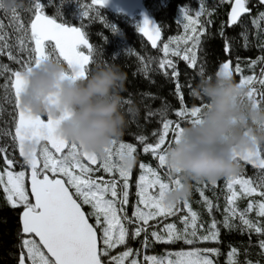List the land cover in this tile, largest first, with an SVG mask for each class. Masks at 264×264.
<instances>
[{"label":"snow or ice","instance_id":"1","mask_svg":"<svg viewBox=\"0 0 264 264\" xmlns=\"http://www.w3.org/2000/svg\"><path fill=\"white\" fill-rule=\"evenodd\" d=\"M46 2L47 0H29L25 11L33 12V18H30L27 25L21 23L16 10L11 12L9 26L14 33H18L11 42L9 33L5 31V24L0 21V55L6 53L10 61L19 65L17 69L0 65V76H5L3 88L6 91L3 99L7 100V90L14 92L16 112L13 139L18 142L19 153L30 168V191L25 185V171L11 170L14 164L11 157H4L6 167L0 172V186L6 201L13 208H23L21 227L18 230V234H22L18 264H141L137 258L140 255L139 250L134 251L127 247L126 242L144 234L143 243L146 247L149 222L177 214V206L166 205L164 198L171 187L178 185L180 181L173 178L168 169L164 173V177H167L165 179L156 169L141 163L144 174L139 175L135 184L137 200L130 218L124 206L129 204L132 169L121 167L119 160L125 155L136 153V146L114 140L112 146L105 149L106 155L98 158L94 153L84 151L76 143L61 138L57 133L60 120H54L50 116H46V120L42 119V115L32 114L21 106V95L27 85L26 75L39 67L43 61L54 59L66 64L64 76L73 80L85 77L89 72V64L93 62V45L85 31L81 27L69 26L67 22H58L57 19L45 15ZM224 2L231 6L227 21L229 27L242 25V17L252 12L251 0H221V3ZM106 3L107 0H91L87 10H82L79 15L91 19L93 6L103 8ZM259 4L264 5V0H259ZM181 12L183 21H186L183 22L184 35L170 37L168 42L163 43L161 51L164 59L159 63L160 69L171 68L174 78H178L179 73L168 57H180L190 68H196V49L200 46L201 36L204 34V26L199 19L202 14L200 11H196L195 17L189 14L187 7ZM96 16L99 17V12H96ZM260 21H264V12L259 13L258 18L252 21L258 29ZM181 22L177 21L178 24ZM138 31L147 37L153 48L157 47L161 38V26L155 25L145 17L138 25ZM220 35H224L223 26ZM14 48L27 53L26 58L21 60L14 55ZM82 49H86L87 54ZM224 50L229 51L227 43ZM230 63H221L219 72L232 76ZM250 63L252 66L264 63V57H258ZM235 71H242L238 63ZM200 74H204L203 66L200 67ZM260 77L258 83L264 86V69L261 70ZM256 82L255 76H246L242 77L240 84L247 87L249 102L260 106L261 102H264V91L258 92L253 86ZM181 88L177 83L176 94L183 105ZM126 103L132 101L128 100ZM201 108L202 104L182 107L176 115L188 123H195L199 121ZM2 110L0 105V111ZM153 114L149 110L146 119ZM181 128L179 122L166 119L155 143H145L144 135H138L136 139L145 145L143 151L155 156L159 167L164 168V146L169 133L174 134L173 140H178ZM0 133L8 134L5 130H0ZM28 143L35 144L36 148L26 151L25 146ZM117 144L118 148L114 153L113 147ZM5 151V148L0 147V153ZM114 156L117 159H114ZM240 159L264 170V151L260 146ZM85 160L88 163L82 162ZM92 165L99 167L94 169ZM100 170L105 173L118 172L122 184L115 178L105 180L103 176L95 177L94 171ZM211 184L215 185L216 182ZM226 189L223 227L232 229L235 227L233 221L238 219L242 225L241 231L254 232L261 237L259 247L264 250V171L255 179L245 178L240 173L227 177ZM199 191L205 207L211 214L216 205L204 195L202 189ZM253 197L259 199H250L245 209H239L237 202L241 198ZM82 205L90 206L91 211L85 213ZM183 206L188 214L180 219L182 229L175 223H167L162 231H151L150 236L159 243L174 244L182 241L185 245L193 247L190 250L169 252L162 257L145 255V264H215L212 257L220 255L218 248H201L195 245L203 242L218 243V225L221 222L213 218L205 227L203 223H199V214L192 209L188 200L183 201ZM252 212H255L256 219L249 216ZM93 218L94 224L89 222ZM133 224L136 226L130 233L128 225ZM200 229L204 231L201 232ZM122 245L126 246L124 251L110 256L111 250ZM261 254L264 255V251ZM236 256L237 249L233 247L228 253V264H236Z\"/></svg>","mask_w":264,"mask_h":264},{"label":"trees","instance_id":"2","mask_svg":"<svg viewBox=\"0 0 264 264\" xmlns=\"http://www.w3.org/2000/svg\"><path fill=\"white\" fill-rule=\"evenodd\" d=\"M90 3L91 0H47L44 13L57 19L58 22H67L69 25L81 27L85 31L89 42L93 45V62L88 66L89 72L96 62L105 61L118 64L127 74L126 91L122 95L126 101L131 100L132 104L139 108V114L130 117L125 134L118 143H132L137 148L136 153L133 154L136 157V164L131 172V177L133 174L132 179L135 176L144 174V170L140 167L141 163L146 167L156 169L164 177L167 167L160 168L158 159L151 153H145L143 151L145 145L139 142L136 137L144 135L146 138L145 143H155L162 131L164 120L170 119L173 122H179L181 127L188 124V121L178 117L176 112L181 110L182 107L199 106L201 104L200 101L190 95L192 88L198 83L201 66L204 67L205 75H214L219 65L229 60L234 72L233 79L235 82L240 83L242 77L255 76L257 82L253 86L258 92L264 91V86L258 83L261 78L260 72L264 69V63H257L254 66L250 63L257 60L258 57H264V31L260 30L264 29V21H260V29L252 22L253 19L258 18L259 13L264 12V5L259 4L257 0H251L252 12L242 17L243 24L232 27L227 25L230 4L227 2L221 3V0H143L146 10L155 19L158 26H161V39L155 49L151 48L139 33V16L137 14L129 16L119 10L112 11L105 7L93 6L90 12L91 19L81 17L79 13L82 10H87ZM81 5H83V8H81ZM184 7L189 9V14L193 17L196 13L194 10L200 8L198 11L202 14L199 19L204 26V34L201 36L200 46L196 49V68H190L187 62L180 57H168L176 65V71L179 73L178 78H174L172 69H160L159 63L164 59V54L161 51L163 43L168 42L170 37L175 38L184 35L183 22L186 21H183L181 12ZM96 12H99V17L96 16ZM17 15L20 16L21 23L26 25L30 18H33V12L25 11V9L17 10ZM10 20L11 12L0 10V21L5 24V31L9 33L11 42L18 33H14L9 26ZM178 20L182 22L178 24ZM209 21L211 22L209 23ZM222 26L223 36L220 35ZM241 33H245V35H241ZM226 43L229 47L228 52L224 50ZM82 50L87 52L85 49ZM13 54L21 60L27 56V53H22L17 48L13 49ZM237 63L242 70L239 73L235 71ZM0 65H7L11 69L19 68L18 64L7 58L6 53L0 55ZM64 65L66 67V64ZM4 83L5 76H0V105L3 108L0 111V130H5L8 133L7 135L0 133V147L6 149L5 152L0 153V172L6 167L4 164L5 156L11 157L16 164L21 163L13 139L16 112L15 99L10 89L7 90V100L3 99L6 91L3 88ZM177 83L182 86L183 105L176 94ZM257 98H259L258 95ZM125 107H128V103H125ZM260 107H264V102H261ZM149 110L154 114L146 119V113ZM173 139L174 134L170 132L164 147L166 148ZM116 148H118V144L113 147L114 153ZM260 148L264 151V145H261ZM114 159L117 158L114 156ZM240 164L239 173L245 178L255 179L264 171L249 165L247 162L240 161ZM23 168L22 166H14L11 170L25 171ZM93 175L95 177L103 176L105 180L115 178L121 181L118 172L105 173L100 170L94 171ZM164 178L167 179V177ZM132 179L129 188V204L125 205L130 218L137 200ZM226 179V177L218 179L215 185H212L209 181L194 184L192 195L188 201L192 209L198 212L199 223H203L207 227L213 218L221 222L218 225L220 228L218 243L203 242L195 246L218 248L220 255L212 257L215 264H228V253L233 247L237 249L236 264H248V262H251V264H264V255L261 254L264 250L259 247L261 237H258L254 232L241 231L242 225L238 219L233 221L235 227L232 229L223 227L222 222L227 195ZM201 189L204 191V195L216 205L211 214L204 205L199 191ZM250 199L259 198H241L237 202L239 209H245ZM82 207L85 213L91 211L88 205H82ZM21 208H13L9 205L2 186H0V264H18L19 244L22 238V234H18ZM177 209L175 216L157 218V220L149 222V236L146 247L143 243L145 240L144 234L136 239L127 240V247L132 248L134 251L139 250L140 255L137 258L141 261V264H145L143 261L145 255L162 257L169 252L190 250L193 247L185 245L182 241L174 244L159 243L150 236L151 231H162L164 224L167 223H175L178 228L182 229L183 224L180 223V219L188 213L183 206V202L177 206ZM249 216L256 219L255 212L249 213ZM90 221L93 224L95 223L94 218ZM135 226V224L128 225L130 233ZM200 231L203 232L204 229H200ZM126 246L122 245L111 250L110 256L118 255L125 250Z\"/></svg>","mask_w":264,"mask_h":264},{"label":"clouds","instance_id":"3","mask_svg":"<svg viewBox=\"0 0 264 264\" xmlns=\"http://www.w3.org/2000/svg\"><path fill=\"white\" fill-rule=\"evenodd\" d=\"M7 12L28 7V0H0ZM66 67L54 59L43 61L26 75L21 106L35 115L60 120L58 135L103 158L105 149L125 134L139 108L122 95L127 74L115 63L99 61L85 77L68 79ZM248 89L231 75L217 71L199 74L190 95L202 104L199 121L184 125L178 140L164 151L170 175L180 183L166 193L164 203L178 206L192 195L195 183L216 182L239 174L240 157L264 145V107L247 99ZM26 151L36 148L28 143ZM121 167L133 169L136 158L125 155Z\"/></svg>","mask_w":264,"mask_h":264},{"label":"water","instance_id":"4","mask_svg":"<svg viewBox=\"0 0 264 264\" xmlns=\"http://www.w3.org/2000/svg\"><path fill=\"white\" fill-rule=\"evenodd\" d=\"M257 2L259 3V0H257ZM105 8L109 9V10H119L122 13H125L129 16L133 15V13L138 12L139 14V25L142 23L143 19L145 17L149 18L155 25L158 26V24L156 23L155 19L149 14V12L146 10V8L143 5V0H107L106 5L104 6ZM230 10H231V6H230ZM229 10V13H230ZM228 13V15H229ZM69 26H74V25H69ZM76 27V26H75ZM141 34V33H140ZM143 36V34H141ZM143 38L149 43V45L151 46V42L148 41L147 37L143 36ZM158 44V42H157ZM151 48H153L151 46ZM155 49V48H153ZM87 54V53H86ZM229 60H226L225 62H228ZM221 65V64H220ZM219 65V67H220ZM219 67L217 69V71H219ZM230 67H231V63H230ZM232 69V68H231ZM216 71V72H217ZM233 73V70H232ZM234 76V73L232 74V77ZM14 95V92H13ZM15 98V97H14ZM46 117V116H45ZM46 120V118H45ZM13 135L15 136V127L13 129ZM16 142V149H17V153L19 155V157L22 160V165H25L27 167V177H26V187L27 189L30 191V168L25 164L24 162V158L20 155L19 153V146H18V142ZM243 162H246L244 160H240ZM86 163H88V161L85 160ZM248 163V162H247ZM249 165L253 166L251 163H248ZM95 166V165H92ZM254 167V166H253ZM84 210V209H83ZM23 211V208L20 210L19 212V224H20V217H21V213ZM89 222L91 223V221L89 220ZM21 227V225H20ZM38 240V238H35ZM99 246V245H98Z\"/></svg>","mask_w":264,"mask_h":264},{"label":"rangeland","instance_id":"5","mask_svg":"<svg viewBox=\"0 0 264 264\" xmlns=\"http://www.w3.org/2000/svg\"><path fill=\"white\" fill-rule=\"evenodd\" d=\"M200 1V0H199ZM200 8H198V9H196V10H194V12H196V11H198ZM189 10V9H188ZM79 13V12H78ZM78 13H76V14H78ZM137 15H139V14H137ZM75 18H76V16H74ZM139 18V17H138ZM77 27V26H76ZM161 39V38H160ZM160 41V40H159ZM159 41H158V43H159ZM164 43H166V42H164ZM116 150H117V148H116ZM66 151V150H65ZM82 162H84V161H82ZM84 163H86V162H84ZM99 165H95V166H93V168H96V167H98ZM24 169V168H23ZM26 173V172H25ZM119 176V175H118ZM132 177H133V174H132ZM132 177H130L131 179H132ZM138 177L139 176H135L132 180H133V183H134V185L136 184V181L138 180ZM130 179V180H131ZM117 181L120 183V184H122V180L120 181L119 179H117ZM129 183H130V181H129ZM25 185H26V176H25ZM27 188V187H26ZM135 191H136V187H135ZM125 207V206H124ZM89 209L91 210V208H90V206H89Z\"/></svg>","mask_w":264,"mask_h":264},{"label":"flooded vegetation","instance_id":"6","mask_svg":"<svg viewBox=\"0 0 264 264\" xmlns=\"http://www.w3.org/2000/svg\"><path fill=\"white\" fill-rule=\"evenodd\" d=\"M229 10H230V6H229ZM228 13H229V11H228ZM13 92V91H12ZM14 96V95H13ZM15 99V98H14ZM16 111V110H15ZM46 117L44 116V115H42V119H45ZM14 136V135H13ZM15 145H16V142H15ZM16 151H17V149H16ZM17 155H18V153H17ZM18 158L21 160V158L19 157V155H18ZM85 162V161H84ZM21 163H22V160H21ZM21 163H18V164H16V162H14V164H13V166H12V168L14 167V166H18V167H24V170H25V172H26V177H27V167L25 166V165H22ZM4 164H5V162H4ZM22 209V208H21ZM20 209V210H21ZM19 256H20V254H19Z\"/></svg>","mask_w":264,"mask_h":264}]
</instances>
